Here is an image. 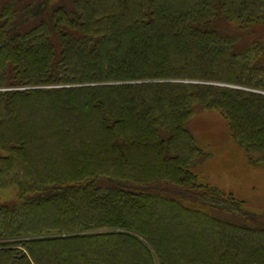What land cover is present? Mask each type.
Listing matches in <instances>:
<instances>
[{
  "label": "trees",
  "instance_id": "obj_1",
  "mask_svg": "<svg viewBox=\"0 0 264 264\" xmlns=\"http://www.w3.org/2000/svg\"><path fill=\"white\" fill-rule=\"evenodd\" d=\"M196 104L264 167V0H0V264H264Z\"/></svg>",
  "mask_w": 264,
  "mask_h": 264
},
{
  "label": "rangeland",
  "instance_id": "obj_2",
  "mask_svg": "<svg viewBox=\"0 0 264 264\" xmlns=\"http://www.w3.org/2000/svg\"><path fill=\"white\" fill-rule=\"evenodd\" d=\"M188 128L206 154L198 164L199 176L242 200L245 208L264 224V167L248 164L222 113L196 104Z\"/></svg>",
  "mask_w": 264,
  "mask_h": 264
}]
</instances>
